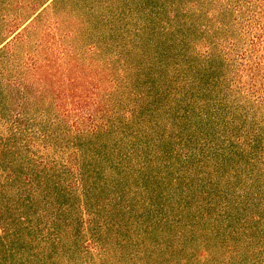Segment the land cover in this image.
I'll return each mask as SVG.
<instances>
[{
  "label": "trees",
  "instance_id": "16d2710c",
  "mask_svg": "<svg viewBox=\"0 0 264 264\" xmlns=\"http://www.w3.org/2000/svg\"><path fill=\"white\" fill-rule=\"evenodd\" d=\"M64 1L0 24V264H264V0Z\"/></svg>",
  "mask_w": 264,
  "mask_h": 264
},
{
  "label": "rangeland",
  "instance_id": "374dc122",
  "mask_svg": "<svg viewBox=\"0 0 264 264\" xmlns=\"http://www.w3.org/2000/svg\"><path fill=\"white\" fill-rule=\"evenodd\" d=\"M24 1V2H23ZM27 3L28 0H26ZM25 0H0V24L5 16L11 19L18 12V6L21 2L23 4H27ZM77 0H65L64 3L60 6V8H68L72 6ZM82 10V8H81Z\"/></svg>",
  "mask_w": 264,
  "mask_h": 264
}]
</instances>
